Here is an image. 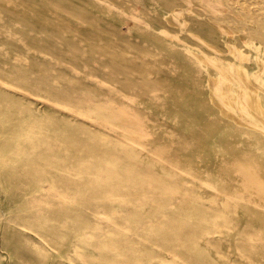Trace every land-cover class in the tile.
I'll return each instance as SVG.
<instances>
[{
    "label": "rangeland",
    "instance_id": "rangeland-1",
    "mask_svg": "<svg viewBox=\"0 0 264 264\" xmlns=\"http://www.w3.org/2000/svg\"><path fill=\"white\" fill-rule=\"evenodd\" d=\"M49 1L0 0V264H264V0Z\"/></svg>",
    "mask_w": 264,
    "mask_h": 264
},
{
    "label": "bare ground",
    "instance_id": "bare-ground-1",
    "mask_svg": "<svg viewBox=\"0 0 264 264\" xmlns=\"http://www.w3.org/2000/svg\"><path fill=\"white\" fill-rule=\"evenodd\" d=\"M106 1H108L109 3H112V4H116V5H118V6H121V7H131V5H135V6H139V7H146V3L144 2V0H106ZM234 1V0H233ZM246 1H248V0H242L241 1V7H250L247 3H246ZM192 2H195L194 0H192ZM197 2H199V1H197ZM206 2V1H205ZM212 2V1H211ZM236 2V1H235ZM65 2H60V1H55V0H50L49 1V5H51V6H53V7H81V6H79L77 3L76 4H69V3H65ZM108 3V4H109ZM169 3H171V2H169ZM196 3V2H195ZM199 3H201V0H200V2ZM198 3V4H199ZM202 3H204L203 1H202ZM217 3V2H216ZM238 3V2H237ZM44 4H47V2H44ZM98 4H100V3H98ZM183 4V3H182ZM212 4V3H211ZM235 4V3H234ZM101 5V4H100ZM164 5V4H163ZM177 5V4H176ZM175 5V6H176ZM180 5V4H179ZM212 5H214V4H212ZM217 5H219V4H217ZM105 7H107L106 5H104ZM161 6V5H160ZM197 6V5H196ZM201 6V5H200ZM224 6V5H223ZM226 6V5H225ZM224 6V7H225ZM262 6V5H261ZM151 7V6H150ZM174 7V6H173ZM179 7V6H178ZM178 7H176V8H178ZM205 7V6H204ZM170 8V7H169ZM183 8V7H182ZM193 8V7H192ZM194 8H196V7H194ZM197 8H198V6H197ZM227 8V7H226ZM116 9V8H115ZM155 9V8H154ZM171 9H172V6H171ZM203 9V8H202ZM110 10H111V8H110ZM114 10V9H113ZM133 10V9H132ZM221 10V9H220ZM161 11V10H160ZM170 11V10H169ZM212 11V10H211ZM129 12V11H128ZM136 12V11H135ZM134 12V13H135ZM194 12V11H193ZM197 12V11H196ZM213 12V11H212ZM226 12V11H225ZM242 12V11H241ZM246 12V11H245ZM9 13H10V10H9ZM13 13V12H12ZM126 13V12H125ZM150 13V12H149ZM218 13V12H217ZM223 13V12H222ZM263 13V12H262ZM11 14V13H10ZM9 14V15H10ZM136 14H137V12H136ZM202 14V13H201ZM200 14V15H201ZM225 14V13H224ZM227 14H229V13H227ZM239 14V13H238ZM118 15V14H117ZM129 15H131V14H129ZM184 15V14H183ZM196 15H198V14H196ZM199 15V16H200ZM215 15V14H214ZM120 16V15H119ZM140 16V15H139ZM149 16V15H148ZM162 16H163V14H162ZM187 16V15H186ZM212 16V15H211ZM211 16H209L210 18H211ZM250 16V15H249ZM9 17V16H8ZM150 17V16H149ZM214 17V16H213ZM231 17H232V15H231ZM233 17H234V15H233ZM239 17V16H238ZM258 17V16H257ZM171 18V17H170ZM190 18V17H189ZM225 18V17H224ZM228 18V17H227ZM126 19V18H125ZM151 19H153L154 21L156 20V19H154V18H150V20ZM185 19H187V18H185ZM192 19V18H191ZM195 19V18H194ZM244 19V18H243ZM149 20V21H150ZM160 19H158V21H159ZM213 20V19H212ZM217 18H216V20H214V21H216L217 22ZM225 20V19H224ZM238 20V19H237ZM248 20V19H247ZM157 21V20H156ZM155 21V22H156ZM157 21V22H158ZM186 21H189V26H191V28H192V25H190V19L189 20H186ZM195 21H196V19H195ZM219 22H221L220 20H218ZM228 21V20H227ZM160 22V21H159ZM194 22V21H193ZM196 22H198V21H196ZM200 22V21H199ZM218 22V23H219ZM222 22H225V21H222ZM234 22V21H233ZM233 22H232V24H233ZM126 23V22H125ZM128 23V22H127ZM127 23H126V26H128L127 25ZM161 23H162V21H161ZM230 22H228V23H226V24H229ZM237 23V22H236ZM252 23V22H251ZM152 24V23H151ZM231 24V25H232ZM157 26V25H155V24H152V26ZM164 26H165V23L163 24ZM201 25H203V23L201 24ZM225 25V24H224ZM231 25H229V26H231ZM237 24H235V26H236ZM115 26V25H114ZM124 26V25H123ZM162 26V25H161ZM188 26V27H189ZM197 26H198V24H197ZM227 26V25H226ZM247 26V25H246ZM142 27V26H141ZM151 27V26H150ZM186 27V26H185ZM228 27V26H227ZM140 28V27H139ZM167 28H169V27H167ZM166 27L164 28V29H167ZM191 28H189V32L191 31L190 29ZM197 28H199V27H197ZM237 28V27H236ZM135 29V28H134ZM155 29V28H154ZM174 29V28H173ZM172 29V30H173ZM194 30H196L195 28H193ZM201 29V28H200ZM207 29V28H206ZM230 29V28H229ZM238 29H239V27H238ZM146 29L144 28V31H145ZM157 30V29H156ZM158 30H159V28H158ZM169 30V29H168ZM175 30V29H174ZM185 31V32H188V31ZM198 30V29H197ZM204 30H205V28H204ZM209 30V29H208ZM232 30V29H231ZM249 30V29H248ZM142 31V30H141ZM176 31H177V29H176ZM198 31H200V30H198ZM206 31V30H205ZM212 31V30H211ZM211 31H209V32H211ZM227 31V30H226ZM240 31V30H239ZM147 31H145V33H146ZM202 32V31H201ZM207 32V31H206ZM112 33V32H111ZM177 33H178V31H177ZM193 33V32H192ZM218 33V32H217ZM240 33V32H239ZM261 33V32H260ZM122 34V33H121ZM125 34H127V33H125ZM173 34H175L174 32H173ZM196 34V33H195ZM201 34H203V32L201 33ZM201 34H200V36H201ZM205 34V33H204ZM207 34V33H206ZM228 34V33H227ZM128 35V34H127ZM152 35H154V34H152ZM156 35V34H155ZM198 35V34H197ZM208 35H209V33H208ZM126 36V35H125ZM151 36V35H150ZM159 36V35H158ZM182 36V35H181ZM188 36V35H187ZM199 36V37H200ZM204 36V35H203ZM202 36V38H205V37H203ZM209 36H211V35H209ZM234 36V35H233ZM264 36V35H263ZM189 37V36H188ZM234 37H236V36H234ZM114 38V37H113ZM163 38V37H162ZM186 39H187V37H185ZM184 38V39H185ZM196 38V37H195ZM206 38H208V36H206ZM211 38V37H210ZM210 38H209V40H210ZM217 38V37H216ZM215 38V39H216ZM219 38H220V36H219ZM138 39V38H137ZM141 39H143V38H141ZM149 39V38H148ZM182 39V38H181ZM184 39H182V40H184ZM189 39V38H188ZM212 39H213V37H212ZM254 39V38H253ZM163 40V39H162ZM169 40V39H168ZM192 40V39H191ZM194 40H196V39H194ZM219 40V39H218ZM217 40V41H218ZM225 40V39H224ZM230 40V39H229ZM235 40V39H234ZM255 40H258V39H255ZM264 40V39H263ZM228 41V40H227ZM226 41V42H227ZM231 41V40H230ZM175 42V41H174ZM187 42V41H186ZM192 42V41H191ZM190 42V43H191ZM195 43H196V41H194ZM194 42H192L191 43V45L193 44L194 45ZM197 42H198V40H197ZM214 43H215V40L213 41ZM212 42V43H213ZM220 42V41H219ZM236 42V41H235ZM168 43V42H167ZM210 43V42H209ZM227 43H229V42H227ZM220 44V43H219ZM234 44V43H233ZM239 45H241L240 43L238 44V46ZM219 46V45H218ZM242 46V45H241ZM172 47V46H171ZM196 47H198V44H197V46ZM200 48H202V47H200ZM216 48H218V47H216ZM221 48V47H220ZM224 48V47H223ZM242 48V47H241ZM171 49V48H170ZM246 49V48H245ZM244 49V50H245ZM243 50V49H242ZM248 49H246L245 50V52L247 51ZM180 51V50H179ZM193 51V50H192ZM195 51V50H194ZM203 51V50H202ZM226 51V50H225ZM227 53V52H226ZM230 53H233V52H230ZM199 54V53H198ZM236 54V53H235ZM245 54V53H244ZM209 55H211L210 53H209ZM229 56V55H228ZM250 57H251V55H250ZM229 59V58H228ZM235 59V58H234ZM195 60V59H194ZM200 63V62H199ZM202 63V62H201ZM254 63V62H253ZM203 64V63H202ZM207 64V63H206ZM245 64V63H244ZM247 64V63H246ZM197 65H198V63H197ZM199 66V65H198ZM203 66V65H202ZM261 66H263V65H261ZM217 67H218V69L221 71V73L223 74V76H222V78H221V80H219V81H211V88L214 90V91H221V90H224L223 88L226 86V84L227 85H229L230 83H233V82H235L236 84H239L241 87H243V86H245V84L243 83V82H241L240 80H239V78L236 76V74H235V72L231 69V68H226V67H224V66H221V65H219V64H217ZM244 67H246V66H244ZM207 68V67H206ZM211 69V68H210ZM249 71V70H248ZM251 72V71H250ZM246 76V75H245ZM264 77V76H263ZM262 77V78H263ZM263 89H264V87H263ZM216 97V96H215ZM242 97H240V95H235V96H233V97H231V99H230V102H228L227 104H226V106H224L229 112H231V113H233V114H235V115H238L240 118H242V120L243 121H245V122H247L248 124H250V125H255L256 123H258V119H256V120H253L252 118H250L251 116H252V114H253V116L255 115V114H258L255 110H254V108H251L249 105H246V104H243V102H242ZM223 105H225V104H223ZM261 106H263V104L261 105ZM264 107V106H263ZM240 108L242 109L241 111H240ZM259 115V114H258ZM123 117V116H122ZM117 118V117H116ZM121 120V119H120ZM241 120V119H240ZM253 120V121H252ZM263 121V120H262ZM261 122V121H260ZM263 124V123H262ZM261 124V125H262ZM262 127H264L263 125H262ZM199 137H200V135H198ZM202 143V142H201ZM200 143V144H201ZM204 143V142H203ZM202 143V144H203ZM206 144V143H205ZM204 145V144H203ZM209 146V145H208ZM163 150V149H162ZM166 151V150H165ZM168 152V151H167ZM177 159V158H176ZM177 162H178V160H177ZM179 163V162H178ZM260 171V170H259ZM193 172H195L194 170H193ZM196 174V173H195ZM198 174V173H197ZM199 175V174H198ZM207 176H208V174H206ZM196 176V175H195ZM202 176H203V174H202ZM240 176V175H239ZM254 176V175H253ZM260 176V175H259ZM255 177H257V176H255ZM259 178V177H258ZM206 179V178H205ZM250 179H251V177H250ZM245 180V179H244ZM256 181V180H255ZM258 181V180H257ZM260 181V180H259ZM262 181V180H261ZM260 181V182H261ZM205 183V182H204ZM218 183V182H217ZM250 183H252L251 181H250ZM249 183V184H250ZM253 184V183H252ZM259 184H262V183H259ZM260 188H261V186H259ZM264 187V186H263ZM252 188V187H251ZM256 188V187H255ZM254 191H255V189H254ZM247 192H248V189H247ZM237 214V213H236ZM217 223V222H216ZM253 227V226H252ZM255 227V226H254ZM253 227V228H254ZM217 228V227H216ZM244 228V227H243ZM256 228V227H255ZM246 230V229H245ZM247 231V230H246ZM245 231V232H246ZM245 235V237L247 236V234L245 233L244 234ZM249 235V234H248ZM251 236V235H250ZM253 236V235H252ZM251 236V237H252ZM229 237V236H228ZM242 237V236H241ZM249 237L247 236V239H248ZM258 238V237H257ZM249 240V239H248ZM247 240V241H248ZM244 242V241H243ZM255 242V241H254ZM249 244H251V243H249ZM251 247V246H250ZM230 248V247H229ZM237 248V247H236ZM254 248V247H253ZM245 249V248H244ZM248 258V257H247ZM216 263H217V261H216Z\"/></svg>",
    "mask_w": 264,
    "mask_h": 264
}]
</instances>
